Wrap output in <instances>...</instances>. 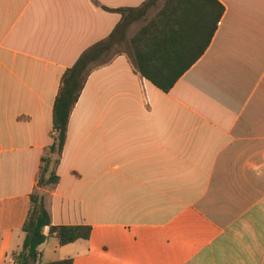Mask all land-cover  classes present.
<instances>
[{"label": "crops", "instance_id": "0c3cea01", "mask_svg": "<svg viewBox=\"0 0 264 264\" xmlns=\"http://www.w3.org/2000/svg\"><path fill=\"white\" fill-rule=\"evenodd\" d=\"M146 1L0 0V264L22 249L64 73L121 21L104 8ZM218 1L211 45L169 93L125 55L90 74L46 205L92 234L60 246L46 228L42 263L264 264V0Z\"/></svg>", "mask_w": 264, "mask_h": 264}, {"label": "trees", "instance_id": "16d2710c", "mask_svg": "<svg viewBox=\"0 0 264 264\" xmlns=\"http://www.w3.org/2000/svg\"><path fill=\"white\" fill-rule=\"evenodd\" d=\"M104 9L121 15V21L106 39L86 49L61 79L53 108L52 144L41 159L37 190L30 196L31 207L22 228L25 239L15 264H73L72 259L42 263L38 249L49 236L56 235L60 246L91 237L90 226H53L46 205V191L60 182L57 170L71 115L90 74L125 55L138 75L169 93L205 54L225 13L218 0H147L138 8ZM134 25L140 28L130 36ZM46 228L49 236L44 233Z\"/></svg>", "mask_w": 264, "mask_h": 264}, {"label": "rangeland", "instance_id": "374dc122", "mask_svg": "<svg viewBox=\"0 0 264 264\" xmlns=\"http://www.w3.org/2000/svg\"><path fill=\"white\" fill-rule=\"evenodd\" d=\"M160 4H161V3H160ZM157 10H158V9L152 10V11L150 12L149 17H152V16L157 12ZM139 28H140V25L136 26V29H137V30H138ZM136 29H135V30H136ZM44 261H47V258H45Z\"/></svg>", "mask_w": 264, "mask_h": 264}]
</instances>
